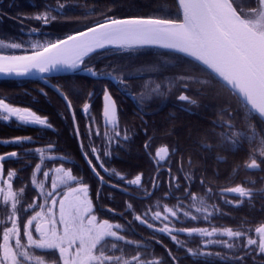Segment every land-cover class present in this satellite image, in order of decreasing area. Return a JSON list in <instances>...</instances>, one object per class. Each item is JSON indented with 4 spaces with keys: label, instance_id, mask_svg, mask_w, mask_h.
<instances>
[{
    "label": "snow or ice",
    "instance_id": "obj_1",
    "mask_svg": "<svg viewBox=\"0 0 264 264\" xmlns=\"http://www.w3.org/2000/svg\"><path fill=\"white\" fill-rule=\"evenodd\" d=\"M178 6L182 13L183 19L176 21L168 18H145V17H129L123 19L106 18L104 23H99L93 27L87 28L85 31L67 36L65 39H57L55 42H48L42 45H32L31 54L26 55H0V74L16 76L29 75L32 70H36L40 74L55 72L62 69L70 71L77 70L85 62V58L89 54L106 47H115L118 49H135L145 46H156L165 50H172L175 53L183 54L198 62L202 66V72L205 79L199 80L201 85H212L217 81L223 87L231 89L237 93L245 103L249 106L245 110L247 119L253 112L264 121V0H258V7L251 11L257 19H248L242 17L234 9L230 0H178ZM64 7L63 4L60 5ZM37 21H43L45 24L49 22V16L38 14L34 17ZM242 28L250 30L253 35L242 31ZM11 49H21L20 43H11L8 45ZM86 70L92 77L98 76V72L92 67ZM111 76V74H109ZM181 80L193 79L191 77H180ZM193 82H197L193 79ZM187 87V85H185ZM56 91L67 102L66 108L73 112V122L75 123V113L70 96L64 94L60 86H56ZM104 117L112 124L117 119V107L109 90L104 91ZM180 101H190L196 103L185 94L179 95ZM90 108L88 103L83 104L82 111L87 113ZM0 113H4L3 121L15 117L22 125L25 126H43L52 128L48 119L41 118L27 108L13 107L0 98ZM221 123H214V127L222 130L219 133L220 147L228 145L230 149H235L240 143L248 141L252 151L248 163L245 164L247 169H257L260 161L255 157L259 155L264 157V135H260L257 141V133L254 124H249L251 134L244 131L236 130L234 121L235 113L230 108L221 109ZM77 135L79 133L77 132ZM119 136V133H117ZM111 140L112 138L109 137ZM32 138H17L12 143L22 144L31 142ZM119 143V141H116ZM51 147V145H50ZM208 147H211L209 145ZM37 152L43 155V149L37 148ZM93 155L100 167L104 168L109 176L113 175L115 170L111 172L105 168L102 158L97 155V149H92ZM167 154V149L161 148L156 155L159 160L163 161ZM87 156V154H85ZM105 155L110 153L105 152ZM18 153L13 151L8 155H0V170H2L3 162L10 158H16ZM49 159H52L49 157ZM92 166V161L89 160ZM41 171V165H36V172ZM92 171L100 178L101 183H106L103 176L97 172L92 166ZM55 172L63 173V177L67 181L76 180V177L64 168H55ZM16 173L9 171L7 173L8 192L4 197V203L12 201V212L10 215L11 226L3 227V243L0 244L2 250V258L0 264H152L146 261L137 253L132 255L131 259H127L124 255L108 254L106 252L107 239L125 241V236L119 235L114 229H121L120 224L110 223L107 219H98L94 214L93 203L89 199V186L79 184L76 187H67L62 195L56 192L57 183L53 181L52 191L47 192V196L51 198V207L40 204V211H36L30 219L23 224L21 229L17 220V199L12 192V181ZM44 177L49 176L48 171L43 172ZM119 179H124L119 173H116ZM155 179V178H154ZM173 180L176 178L173 177ZM142 176L137 174L134 179L128 180L130 185H141ZM43 192V185L40 186ZM112 187H118L113 184ZM3 191V189H0ZM188 192V189H185ZM228 192L236 193L240 197L249 195V191L244 187L236 186L227 189ZM59 200L57 201V196ZM191 198L196 200V195L191 194ZM58 203V212L53 209ZM203 204V201L200 202ZM35 206V201L28 206L25 211L31 210ZM131 209V205H129ZM111 211V209H110ZM171 217L179 219L177 213L179 209L172 210L167 207L163 210ZM197 212L205 211L198 207ZM188 215L187 212L184 213ZM212 212L209 211L207 217ZM167 220L168 217H162L160 211H155L152 220ZM193 220L197 217L193 216ZM134 220L141 225L147 224L150 229L154 228L146 218L141 215H135ZM35 222V224H34ZM0 223H5L0 221ZM34 224V232L31 230ZM166 236H170L173 242L179 246L180 241L175 232L187 233L188 236L213 237L216 235L226 236L229 239L235 237L240 238L245 235L242 231H234L231 228L220 230L212 228L191 227L176 228L165 224L163 227L154 229ZM255 232L259 234V251L264 253V224L255 228ZM21 236L26 239V243L22 242ZM15 239V243L10 241ZM127 244H133L132 240L125 241ZM159 243L160 241L157 240ZM225 243L226 247L231 249L232 244L222 241L206 242L208 244ZM257 244L252 238L247 239V246ZM111 249H117L116 243H111ZM29 249L38 250L37 254H33ZM121 248V253H123ZM48 253H58L59 259L54 256L49 258ZM169 255L173 258L175 264L176 257L169 251ZM208 256L210 253H201ZM242 259V257H237Z\"/></svg>",
    "mask_w": 264,
    "mask_h": 264
},
{
    "label": "trees",
    "instance_id": "obj_2",
    "mask_svg": "<svg viewBox=\"0 0 264 264\" xmlns=\"http://www.w3.org/2000/svg\"><path fill=\"white\" fill-rule=\"evenodd\" d=\"M35 9L22 8L21 14L29 17L36 16L35 14H55L57 20L50 21L54 27L43 28L42 21L29 20L25 24L24 29L19 25H1L0 22V40L7 42H21L19 37L24 36L23 31L32 30H51L52 34L47 36L41 34L40 39L56 41L63 39L69 35L82 31L90 26L104 21L106 18L122 19L129 17H145V18H168L176 21H181L180 12L175 0H67L60 5L54 6L58 11L42 9L41 0H33ZM234 9L242 17L250 18L252 9L258 7V0H230ZM15 7V6H14ZM7 8L5 11L10 14L14 9ZM66 30V32H62ZM58 34H57V33ZM8 55L21 54L18 51H10ZM92 67L98 73L111 72L117 77H127L134 74L140 69L151 68L157 70L164 81L158 85H150L148 88L151 92H179L181 86L187 85V88H192L202 78L205 79L202 67L195 62L172 52L163 51L154 48H135L128 50L107 49L97 52L85 59L82 68ZM191 77L193 79L181 80L180 77ZM131 86L130 92H136L135 78L128 80ZM56 86H60L64 94L70 96L73 108L77 111L81 109L84 103L87 102V96L94 93H102L103 89H108L109 93L115 96L118 91L113 84L105 80H92L90 78L77 74L66 75L51 78ZM201 86V85H200ZM216 86H219L217 88ZM203 87V86H201ZM205 89L202 92L211 95L221 94L222 101L225 105L232 104V100L239 103V99L232 94L226 87H223L220 82L212 85H204ZM156 88H159L156 90ZM0 98L4 99L13 107L27 108L39 115L41 118H47L52 128L43 126H25L22 125L15 117L9 118L8 121H3L4 113H0V155H7L11 151L19 150L21 155L18 159H7L3 162L2 176L0 177V188L8 191L7 173L14 171L16 176L12 183V192L16 194L17 199V220L20 228L23 224L40 211V204H47V192L51 191L53 178L44 177L43 172L48 171L49 174L54 173L55 162L50 155H55V151L61 141L59 133L63 136L62 143L64 149L70 153L74 143V138L71 133V122L62 100L47 87L38 81L21 80V81H0ZM229 102V103H228ZM235 113L234 121L236 126L248 133V127L253 119L257 141L260 135H264V124L254 115L244 119L246 115V106L240 108L233 104L230 108ZM93 114V113H92ZM80 116V114H79ZM78 116V119H79ZM80 124V122H79ZM32 138L31 142L22 144L12 143L11 141L17 138ZM247 142V140H245ZM51 145V147H50ZM37 148L43 149V155L36 151ZM51 153V154H50ZM260 161V171L253 173V185L250 187L254 191L249 193L248 198L236 205H230L224 201H214L212 206L215 212L212 213L207 220H202L201 214L198 213L197 219L184 218L182 213L178 214L180 227H209L213 225L215 228L223 230L231 228L234 231H242L245 233L240 238L229 239L226 236H215L218 241L220 238L233 245L231 249L226 247V244H205L210 239L208 237L179 235L180 244L173 242L170 236H166L155 231V228L163 227L165 224L170 225L171 216L168 213L161 212L168 219L160 221L152 220L154 209H164L167 201L161 197L166 194V191L153 188L154 195L144 200H134L123 195L119 191L108 188H98L97 181L91 176L88 169L84 166L81 159L78 160V174L83 177V180L89 184L92 190V201L95 211L100 219H107L110 223L120 224L121 229H114L119 235L125 236V241L132 240L133 244H127L125 241L107 239L106 252L108 254L124 255L125 258L131 259L132 255L139 253L146 261L152 264H173V258L169 255V251L176 257L175 264H264V255L251 252L253 246H247V238H256L257 233L255 228L264 224V157L257 155L255 157ZM41 165V171L36 172V165ZM105 167L108 170H115V173H126L129 178L134 177L138 172V166L135 164H123L119 160L106 162ZM145 185L149 189L152 184L153 171L146 166H142ZM91 176V177H90ZM240 185L246 187V182H239ZM43 185V192L40 190V185ZM115 194V195H114ZM35 201V206L25 211L29 205ZM131 205V209H129ZM47 207V206H46ZM98 208L103 209L99 211ZM111 209V211H110ZM221 211V212H218ZM0 209V221L3 222ZM179 213V212H178ZM135 215H141L146 218L149 223L154 225L153 229L147 227V224L141 225L134 220ZM4 223H0V229L3 230ZM35 224V222H34ZM34 224L32 227L33 234ZM22 242L26 243V239L21 236ZM157 240L160 242L158 243ZM111 243L118 245L117 249H111ZM121 248L124 250L121 253ZM33 254H37L38 250L29 249ZM201 253H210L208 256ZM48 256V254H47ZM242 257V259H237ZM51 258V257H49Z\"/></svg>",
    "mask_w": 264,
    "mask_h": 264
},
{
    "label": "flooded vegetation",
    "instance_id": "obj_3",
    "mask_svg": "<svg viewBox=\"0 0 264 264\" xmlns=\"http://www.w3.org/2000/svg\"><path fill=\"white\" fill-rule=\"evenodd\" d=\"M66 1L41 0V2L36 4L43 5L44 8L42 9L58 11L54 6L61 5ZM5 5H7L8 9L15 6L10 14H8L9 11H5ZM22 8L36 10L33 0H0L1 25H19L24 29L27 26L25 23L33 20L35 16L29 17L18 12ZM35 15L38 14L36 13ZM42 15L49 16V22L57 20L55 14L45 13ZM42 23L43 28L54 27L50 23L45 24L43 21ZM21 32L24 35L19 37L21 41L19 43L22 47L27 46V42L34 39L41 43L55 42L39 38L41 34L49 36L53 32L51 30H21ZM18 51L20 52V50ZM109 74L115 80L105 81L112 83L118 91L115 96L110 94L117 107L115 124H105L104 122L103 96L105 89H103L102 93H94L92 91L87 96L86 103L90 105L87 113L82 111L83 106L77 112L73 108L82 150L84 154H87V156L85 155L87 159L92 161V166L104 177L106 183L100 185L99 181L90 172L84 162L72 119L67 110L71 122V133L74 138V143L70 153H68L63 147V136L59 133L62 142H59L55 155L50 156L55 162V168L59 167L64 168L65 171H70L76 177V180L67 181L68 183H66V178L63 177V173L56 172L57 174L55 176L54 174H49L48 177L55 178L57 193L62 195L67 187H76L79 184L89 186L83 180V177L78 174L79 158L91 176L97 181L98 188L114 189L134 200L148 199L154 195L155 190L153 188L162 190V192L165 190L166 194L161 195L167 201L165 207L174 211L179 209L177 215L182 213L184 218L189 219H192L193 216H198L199 213L201 214L202 220H207L205 217H207L208 212H215V208L212 206L214 201H224L227 204L236 205L243 201L244 198L250 196L240 197L236 193H233V195L223 194V192H228L227 189L230 187L241 186L248 190L249 193L254 192L250 188L253 185L252 178L254 172L248 171L245 167V164L250 162L249 157L252 151L248 141L240 143L235 149H230L228 145L220 147L219 133L222 129L214 127L213 123H221L222 118L219 115L221 109L233 108V104L236 107L244 108L245 105L241 101L238 103L236 100H232L230 101L232 104L228 102L229 105L223 107L224 104L221 94H206L202 92L205 89L204 85L199 83H196L192 88L181 86L180 91L176 93L151 92L148 86H155L164 81L161 77H158L160 73L151 68L140 69L136 73L130 74L127 79L124 76L117 77L111 72L98 73L100 76H108ZM131 78H135L136 81V92L133 93L130 92L131 86L128 81ZM216 87L219 88V86ZM158 89L156 88V90ZM181 94L189 96L196 103L180 101L178 97ZM253 119H250L251 124L254 122ZM239 129L236 126V130L239 131ZM247 129L248 134H251V129L249 127ZM117 133H119V136H117ZM109 137L112 139L110 140ZM116 141H119V143ZM209 145L211 147H208ZM93 148L97 149V155L102 158L104 166L106 162H112L114 160H119V162L125 165L135 164L136 167L138 166V171L140 172L137 174L142 176L141 185L137 186L127 183L128 180L134 179L137 174L129 178L126 173H119L120 176L124 177L123 180L119 179L115 172L109 176L104 168L100 167L99 162H97L96 155L92 153ZM161 148L167 149V154L163 161L159 160L156 155L157 151ZM14 151L18 153V156L14 159H18L21 152L19 150ZM105 152L110 153V155H105ZM142 166H146L153 171L151 178L152 184L149 189L144 184L147 177L144 179L146 173L143 172ZM108 171L111 172L112 170ZM173 177L176 179L173 180ZM240 181L246 182V187L243 184L240 185ZM113 184L118 185V187H112ZM185 189L189 191L186 192ZM122 191L128 192V194H124ZM191 194L196 195V200L191 198ZM91 197L92 190L89 186V198L91 199ZM201 201H203V204L200 203ZM50 206H52L51 202H49ZM198 207L205 209V211L197 212L196 209ZM93 209L95 212L94 205ZM98 210L102 211L103 209L98 208ZM163 210L159 208L154 209V211L160 212H164ZM185 212L188 213L187 216L184 215ZM170 219L171 221L169 223L173 227H176L180 222V218L171 217ZM204 228H208L211 231L214 226L211 225ZM173 234L177 236L188 235L182 232H175ZM214 237L208 238L216 241ZM253 239L257 241V244L252 245L254 249L251 252L256 251L260 253L259 234ZM218 241L223 242L224 240L220 238ZM218 244L222 245L224 243ZM261 254L264 255V253Z\"/></svg>",
    "mask_w": 264,
    "mask_h": 264
},
{
    "label": "water",
    "instance_id": "obj_4",
    "mask_svg": "<svg viewBox=\"0 0 264 264\" xmlns=\"http://www.w3.org/2000/svg\"><path fill=\"white\" fill-rule=\"evenodd\" d=\"M176 4H177V7H178V10L180 12V16H181V20L183 19L182 17V13L179 9V6H178V0H175ZM123 19V18H122ZM104 21L102 22H99V23H104ZM97 23V24H99ZM97 24H94L90 27H93ZM87 29V28H86ZM86 29L82 30V31H85ZM81 32V31H79ZM78 33V32H77ZM75 34V33H74ZM73 35V34H72ZM66 38V37H65ZM63 38V39H65ZM139 48H154V49H159V50H163V51H168V52H172V53H175L174 51L172 50H165V49H161L159 47H156V46H145V47H139ZM107 49H118V48H115V47H106L105 49H100V50H97L96 52L94 53H91L89 54V56L97 53V52H100V51H104V50H107ZM122 50V49H121ZM175 54H178V53H175ZM178 55H181L189 60H191V58H188L186 56H184L183 54H178ZM88 56V57H89ZM87 58V57H86ZM85 58V59H86ZM193 61V60H191ZM195 62V61H193ZM196 64H198V62H195ZM199 65V64H198ZM200 67H202L201 65H199ZM73 74H77V75H80V76H84V77H87V78H90L92 80H108V81H114L115 78L113 76H96V77H92L91 74L84 68H82V65L79 69L77 70H74V71H70L68 69H62V70H58V71H55V72H51V73H46V74H40L38 73L36 70H32V72L29 74V75H26V76H16L14 74H11V75H4V74H0V81H21V80H30V81H38L40 82L42 85H44L45 87H47L49 90H51L54 94H56L62 101L63 103L65 104L66 106V101L63 99V97L58 94V92L56 91V85H54L52 82H50V79L51 78H55V77H60V76H66V75H73ZM228 89V88H227ZM229 91H231V89H228ZM232 92V91H231ZM241 102H243V104L249 108V106L245 103V101L240 98L238 96L237 93H234L232 92ZM262 99H264V96L261 97ZM103 102H104V99H103ZM69 114H70V117L72 119V123H73V127H74V131H75V134H76V137L78 139V143H79V148H80V151H81V154H82V157L84 159V162L86 163L88 169L90 170V172L94 175V177L99 181L100 184H103L101 183L100 181V178L92 171V166L89 165V160L87 159V157L85 156L83 150H82V145H81V141H80V138H79V135H77V132H78V128H77V124H76V121L75 123L73 122V112H70L68 111ZM253 114L264 124V121H262L258 115L256 113L253 112ZM103 117H104V114H103ZM104 122L105 124H112L110 123L105 117H104ZM79 133V132H78ZM248 171H253V172H256V171H259L260 170V167L257 168V169H247ZM124 194H128V192H125L123 191ZM223 194H226V195H233V193L231 192H223Z\"/></svg>",
    "mask_w": 264,
    "mask_h": 264
},
{
    "label": "rangeland",
    "instance_id": "obj_5",
    "mask_svg": "<svg viewBox=\"0 0 264 264\" xmlns=\"http://www.w3.org/2000/svg\"><path fill=\"white\" fill-rule=\"evenodd\" d=\"M248 19H253L254 20V19H257V17H256V15L254 13H251L250 18H248ZM62 32L65 33L66 30H63ZM9 44H11V43H6L4 41H0V55H8L6 53H9L10 51H13V50H17V51L20 50L21 54H16V55H23V54L25 55V53L26 54H31L30 52L32 51V45L33 44L42 45V44H46V43H41L38 40L34 39L32 41L27 42V46L22 47L21 49H11L10 47H8ZM53 174L55 176V174H57V173L54 171ZM1 176H2V170H0V177ZM65 182L68 183L67 180ZM0 189H3V191H0V209L2 211L1 212V217L3 218V222H6V224L4 223L3 225L10 227L11 226L10 215H11V212L13 211L12 208H11L12 201L9 200L8 203L5 204L4 203V197H5V195H6V193L8 191H5L4 188H0ZM51 191H52V189H51ZM15 196H16V194H15ZM47 199H48V201H47L48 205H46V206L49 207V202H51V198L48 197ZM58 200L59 199H58V196H57V201ZM53 211L54 212H58V203H57L56 207L53 209ZM94 214L97 215L96 211L94 212ZM153 215H154V213H153ZM97 217H98V219H100L98 215H97ZM162 217H164V214L162 215ZM100 220H102V219H100ZM2 243H3V230L0 229V244H2ZM10 243L14 244L15 243V239L13 238L10 241ZM52 256H54L57 260L59 259L58 253H48V257H52ZM0 258H2V250H0Z\"/></svg>",
    "mask_w": 264,
    "mask_h": 264
},
{
    "label": "bare ground",
    "instance_id": "obj_6",
    "mask_svg": "<svg viewBox=\"0 0 264 264\" xmlns=\"http://www.w3.org/2000/svg\"><path fill=\"white\" fill-rule=\"evenodd\" d=\"M241 30L247 32L250 36L253 35V34L250 32V30H248V29H246V28H242ZM261 40H264V37H261Z\"/></svg>",
    "mask_w": 264,
    "mask_h": 264
}]
</instances>
